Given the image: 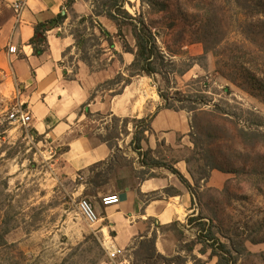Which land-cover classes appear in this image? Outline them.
Returning <instances> with one entry per match:
<instances>
[{
	"label": "rangeland",
	"instance_id": "rangeland-1",
	"mask_svg": "<svg viewBox=\"0 0 264 264\" xmlns=\"http://www.w3.org/2000/svg\"><path fill=\"white\" fill-rule=\"evenodd\" d=\"M106 1L68 6L66 30L75 45L64 66L68 79L82 78L92 89L77 109L79 134L108 141L113 157L75 171L62 157L65 148L10 119L17 102L0 92V230L8 229L9 245L0 246V264H113L99 225L88 223L78 206L86 200L97 208L125 186L163 176L166 169L143 166L131 143L135 120L166 102L172 109L157 114L159 130L146 133L143 148L149 161L187 165L192 214L184 223L148 222L150 235L134 241L127 260L219 264L211 242L199 236V221L188 224L199 217L235 253L230 264H264V100L245 90V80L231 69L237 61L240 72L247 69L264 87V0H224L216 11L221 23L204 29L200 8L189 0H170L167 12L153 4L168 0H128V13L156 34L152 75L133 65V28L111 19ZM154 135L188 139L171 145ZM177 192L171 187L167 194Z\"/></svg>",
	"mask_w": 264,
	"mask_h": 264
},
{
	"label": "crops",
	"instance_id": "crops-1",
	"mask_svg": "<svg viewBox=\"0 0 264 264\" xmlns=\"http://www.w3.org/2000/svg\"><path fill=\"white\" fill-rule=\"evenodd\" d=\"M69 0H0V92L14 99L32 116L30 127L36 136H46L57 142L65 153L62 155L75 171H83L109 161L114 149L108 141L100 142L88 135L79 134L83 116L78 119L77 109L88 101L91 87L83 81L68 79L64 66L65 54L75 45L73 36L66 30L67 20L47 33L48 48L40 57L34 55L30 40L35 27L59 14H67ZM24 5L20 13L15 5ZM79 2L74 9L82 10ZM10 48H15L12 53ZM94 112L95 105H91ZM98 108V107H97ZM98 110V109H97ZM146 117V116H145ZM153 128L157 131L158 119ZM167 144H185L188 135H154ZM155 142L157 140L155 139ZM152 144V140H150ZM189 182L187 165L179 162L174 166ZM165 169V168H164ZM179 178L166 169L163 176L147 178L136 186H127L117 194L121 203L112 207L98 206L100 220L97 223L108 241L127 250L134 241L147 234V223L167 226L184 223L192 214L193 196ZM171 187L178 190L167 194ZM186 187V186H185ZM109 235V240L107 239ZM159 249V245H156Z\"/></svg>",
	"mask_w": 264,
	"mask_h": 264
},
{
	"label": "trees",
	"instance_id": "trees-1",
	"mask_svg": "<svg viewBox=\"0 0 264 264\" xmlns=\"http://www.w3.org/2000/svg\"><path fill=\"white\" fill-rule=\"evenodd\" d=\"M196 1L197 0H189V3L193 4L196 9L200 8V23L203 29L205 27H215L216 23H221L219 20V15L216 13V11L219 4H222L224 0H199L197 5H195ZM73 2L74 0H69L67 6H71ZM127 3L128 0H107L105 3V7L108 9L107 11L111 19H121L126 22L125 24H129L130 26H132L137 47L135 62L133 65L141 66V69L144 72L152 75L155 72L154 60L159 54V45L156 34L145 22V20L134 18L130 13H128L125 8ZM170 3L171 1L168 0V2L166 3H154L153 5L160 7V12H167L171 7ZM101 13L102 12L97 13L96 16H101ZM67 19V14H59L58 16L46 22H40L35 27L34 37L30 40V45L34 50V55L40 57L47 51V33L53 28L62 25ZM100 31L103 36L108 38V40L111 39V33L108 32L104 27H100ZM244 52L246 53V51ZM236 63L237 61L234 63L231 69H233V71L238 75L240 79L245 80V90H247L254 96L262 97L264 100V87L262 86L263 84H260L262 82H260L256 77L248 76L249 72L245 68H242L240 72V67H238ZM160 96L162 99H164V102H166L165 97L161 94ZM164 109H172V107L167 102L163 103L154 110V113L152 115L135 120L134 134L131 143L132 149L139 155V158L143 160L142 164L144 167L165 168L169 170L179 178V180L188 188L189 191H191V185L189 184V182L173 165L157 159L149 161L148 156L150 151H145L143 148V142L146 139V133H151L153 131V121L155 120L157 114H159V112ZM214 168H217V166ZM201 220H203V218L193 217L188 220V224H193L194 222L199 221L198 223L201 226L199 236L202 237L204 242H211L212 252L214 256L218 258L219 264H230L232 262L234 263V261L236 260L235 253L226 244L221 243L220 240L213 234V232L206 228V223L203 221L201 222ZM173 224H176V222ZM7 230L8 229H4V231L0 230V246L4 248L9 246L6 241Z\"/></svg>",
	"mask_w": 264,
	"mask_h": 264
},
{
	"label": "built area",
	"instance_id": "built-area-1",
	"mask_svg": "<svg viewBox=\"0 0 264 264\" xmlns=\"http://www.w3.org/2000/svg\"><path fill=\"white\" fill-rule=\"evenodd\" d=\"M24 5L17 3L15 5V10L17 13L23 9ZM12 53L16 52L15 48H10ZM10 119L15 123H18L22 126H29L32 123V116L24 109L23 106L16 107L10 115ZM121 199L118 195H107L103 198V205L105 207H112L119 205ZM80 214L85 218V220L90 224H97L100 220V217L96 209L86 200H83L79 203L78 206ZM110 239V238H109ZM105 249L108 253V256L113 264H130L129 260L126 258V250L116 247L112 242L108 241L105 243ZM123 261H119L120 259Z\"/></svg>",
	"mask_w": 264,
	"mask_h": 264
}]
</instances>
